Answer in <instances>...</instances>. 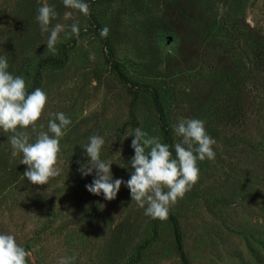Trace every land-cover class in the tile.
I'll list each match as a JSON object with an SVG mask.
<instances>
[{"label": "rangeland", "instance_id": "1", "mask_svg": "<svg viewBox=\"0 0 264 264\" xmlns=\"http://www.w3.org/2000/svg\"><path fill=\"white\" fill-rule=\"evenodd\" d=\"M45 2L59 14L52 25L78 20L80 26L78 39L70 28L60 34L55 53L47 50L49 33L41 34L35 19ZM86 2L109 28L117 68L105 61L89 16L65 8L62 0H0V56L27 89L39 61L65 50L61 66L42 69L38 88L48 103L38 126L47 131L55 112L72 122L60 140L61 175L43 186L23 176L22 154L12 157L11 133L0 130V233L14 234L31 250L30 264H58L71 256L73 264H125L144 242L137 264H183L168 221L146 216L124 185L111 201L89 193L85 185L94 174L78 171L88 162L83 146L92 135L104 137L101 158L113 162L114 179L125 181L133 171L132 130L139 127L163 143L146 91L136 94L137 125L124 126L132 95L123 74L158 88L173 145L181 139L172 130L180 119L203 120L216 140L215 159L198 162L199 180L170 209L189 261L264 264V64L258 61L264 55V0ZM66 12L72 13L67 19ZM225 69L245 83L246 102L225 80Z\"/></svg>", "mask_w": 264, "mask_h": 264}, {"label": "clouds", "instance_id": "2", "mask_svg": "<svg viewBox=\"0 0 264 264\" xmlns=\"http://www.w3.org/2000/svg\"><path fill=\"white\" fill-rule=\"evenodd\" d=\"M62 3L65 8L84 16L90 14V4L86 0H62ZM37 13L35 19L41 34L49 33L47 50L57 51L60 34L66 29L70 28L71 35L79 38L78 20L70 26L62 23L52 25L59 15L54 5L45 2ZM71 15V12H66L65 19ZM108 33L107 26L100 30L102 38H106ZM89 59L95 60V54L90 53ZM8 68L7 58L0 56V130L11 133L8 141L12 157L22 154L20 164L27 166L23 176L32 185H47L51 179L61 175L62 169L58 167L60 140L72 122L65 113L55 112L50 114L52 118L48 121L47 131L43 124L38 126L48 103L47 93L40 88L28 92L24 77L13 75ZM172 130L181 139L171 146L139 127L132 130L128 136L134 137L131 142L134 156L130 160L133 171L127 181L114 179L113 162L101 158L104 137L90 136L89 142L83 146L88 162L78 169L82 176L94 174L92 182L85 185L87 191L97 196L102 193L105 200L111 201L124 185L130 191L131 201L144 209L146 216L167 219L171 207L199 180L198 162L214 160L216 156L213 148L216 140L206 131L203 120L180 119ZM31 257V250L19 244L14 234L0 233V264H30ZM75 259V256L61 257L58 264H73Z\"/></svg>", "mask_w": 264, "mask_h": 264}, {"label": "trees", "instance_id": "3", "mask_svg": "<svg viewBox=\"0 0 264 264\" xmlns=\"http://www.w3.org/2000/svg\"><path fill=\"white\" fill-rule=\"evenodd\" d=\"M88 16H89V19H88L89 23H90V25L93 26V31H94L95 35L97 37H99V39H100V41L104 47L105 61L107 63H109L110 65H112L113 67L117 68L118 65L114 59L112 47L110 45L108 37L102 38L100 36V30L102 29V26L95 19L91 10H90V14ZM64 52H65V50H64V48H62V52L60 53L61 55H59V56H47V57L42 58L39 61V67H38L37 73L34 76L33 85L28 89V92L34 91L36 88H38L39 82H40V77H41V72H42L43 68L45 69L47 67H59L63 64ZM258 61H261V63L264 64V55L260 59L258 58ZM223 74H224L225 80L229 83V85L232 87V89H235L238 87V91L240 94L241 101L246 102L248 100V91L245 87V83H241V81L239 80V77H237L236 72L229 71L228 69H225V70H223ZM120 79L128 87V90L132 95V99L129 103L130 119H129L127 124H124V126H126L128 124H131L133 126L137 125V120H136L135 113H134V102L136 99V94L138 91H141V90L146 91L147 93H149L150 98H151L154 113L156 115L160 130H161L162 141H163V143L169 144L170 146L173 145L172 140H171V136H170V128H169L168 123L166 121V116H165V113H164V110L162 107V102H161L160 93H159L158 88L154 85H148V84L143 85V84L137 83L135 81L130 80L128 77H126L123 74L120 75ZM230 97H231V100H234V102H235L237 95L235 93H233V94H230ZM173 155H175L174 149H173ZM56 215H57V213H53L51 215L53 217H51L50 221H52V220L54 221L53 218ZM165 220L168 221L172 225L173 234H174V241H175V248H176V251L178 253V256H179L181 262L183 264H192L189 261L186 250H185V246H184V242H183V232H182V229H181V226H180V223H179L177 216L170 210L169 215H168L167 219H165ZM60 232L66 233V227L62 228ZM33 235L37 239V236H38L37 233H34ZM86 238H87V236H86ZM145 244L146 243L144 242L143 244L139 245L136 249L135 257L131 256L125 262V264H137L140 261V256H141V253H142V250H143Z\"/></svg>", "mask_w": 264, "mask_h": 264}]
</instances>
